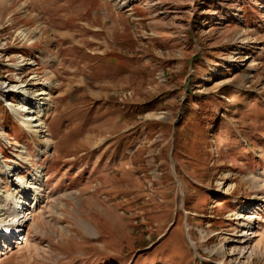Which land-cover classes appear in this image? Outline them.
I'll return each mask as SVG.
<instances>
[{
	"label": "rangeland",
	"instance_id": "obj_1",
	"mask_svg": "<svg viewBox=\"0 0 264 264\" xmlns=\"http://www.w3.org/2000/svg\"><path fill=\"white\" fill-rule=\"evenodd\" d=\"M0 87V193L46 174L0 264H264V0H0Z\"/></svg>",
	"mask_w": 264,
	"mask_h": 264
},
{
	"label": "bare ground",
	"instance_id": "obj_2",
	"mask_svg": "<svg viewBox=\"0 0 264 264\" xmlns=\"http://www.w3.org/2000/svg\"><path fill=\"white\" fill-rule=\"evenodd\" d=\"M23 63L28 64L31 62L28 61ZM21 82L22 85H20L19 88L22 90L19 89V91H17V94L20 93V96H22V104L18 110V113H20L18 116L22 118V123L30 124V122H33L35 123V126L37 128L42 130L46 127V123L42 119V116L45 104L47 103V101L51 100V97H49L51 87H43V81L38 76V73L36 71H34L33 76L31 74L29 79H25ZM8 91L10 93L13 92L14 89L7 88L4 91L1 89L0 99H3L6 92ZM14 111L17 113V109H14ZM21 112H24V114L21 115ZM10 173L11 171H8L7 169V171L3 172L2 175L7 177ZM45 176V171L39 169L35 170L31 177L27 180L19 176V179H17L18 185L16 184L18 188V194L16 195V197L10 192H6L5 194L0 193V240L6 238L7 234L13 233L12 231H14L15 229L14 228L12 230V227H15L14 223L21 224L23 220L26 219L25 222L27 224L32 218H34V213L37 210V206L43 201V197L45 196V194L43 193L44 188L42 186L45 181L44 179L46 178ZM27 207H29V210H27ZM258 209V206H256L255 209H253V211L251 212H254V210ZM247 215L244 217V220L250 223L251 229H254L255 227L251 222L252 217H250V215ZM27 216H29L28 219ZM247 236L249 237L247 238ZM253 238H256V242L253 244V247L261 248L262 246H264V233L258 232L256 228L254 229V231L249 230V232H245L244 238L242 236V242H252ZM23 239L24 237L22 236V234L17 235V239L15 240L16 242H14L15 244L12 249L17 248V244H20ZM12 249L10 247L7 248L5 253L0 252V258Z\"/></svg>",
	"mask_w": 264,
	"mask_h": 264
}]
</instances>
